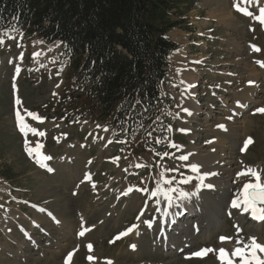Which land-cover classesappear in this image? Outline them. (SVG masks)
Returning <instances> with one entry per match:
<instances>
[{"label": "rangeland", "instance_id": "1", "mask_svg": "<svg viewBox=\"0 0 264 264\" xmlns=\"http://www.w3.org/2000/svg\"><path fill=\"white\" fill-rule=\"evenodd\" d=\"M237 4L246 11H239ZM263 6L264 0H186L176 4L172 18H177L178 24L168 36L178 47L168 56V73L161 85L164 118L151 126L153 135L133 136L127 142L102 127L99 134L95 133V123L77 121L80 116L70 103H75L79 87L59 41L45 42L21 31L4 35L0 44V264H63V257L70 252L68 264H107L108 260L118 264H224L218 251L201 257L191 254L204 248H224L229 257L237 247L236 238L243 244H249L250 237L264 243V221L258 231L246 214L240 215L241 207H232L234 199L243 200L244 184L255 182L251 175L238 176V172L255 169L264 182V112L257 111L264 108V26L256 19ZM179 69L197 77L199 82V109L197 120L191 122L194 129L190 134L188 129L187 133L180 131L184 129L181 115L185 104L181 98L185 92L181 89ZM13 78H17V94L12 92ZM242 97L246 102L240 100ZM17 98L20 104L16 103ZM250 98L255 100L250 102ZM17 110L25 123L36 129V134L22 132L14 123ZM28 112L41 119L28 116ZM235 119L244 124L242 134L229 143L225 140L229 145L224 147L236 156L237 164L232 166L236 168L230 170L228 185L213 182L212 193L209 191L213 200L220 203L221 198L225 199L220 214L215 216L217 219L203 216L208 212L204 202L198 206L199 210L203 208L200 214L195 212L189 220L188 209L183 210V220L179 219L180 224L168 233H172L174 245L181 246L170 249L169 254L170 250L160 245L159 226L155 224L156 200L166 199L163 195L152 197L151 191L158 185L174 188L177 191L171 193L173 200L186 208L188 199L202 198L200 181L187 166L191 164L189 148L212 151L218 143L224 144L217 133ZM88 130L97 138L84 136ZM248 138L252 143L242 151ZM138 144H144V149ZM38 145L46 149L44 156L51 158L43 161L46 167L27 151ZM162 153L170 155H159ZM187 154L188 161L178 159ZM86 157H93L92 168L102 181L95 192L87 182H81ZM121 169H132L133 173L127 176ZM100 171H107L110 177L106 180ZM173 177L171 184L163 182ZM185 178L187 183L179 182ZM125 184L148 191L133 190L129 198L121 199L117 194L124 191ZM180 191L188 195L178 198ZM127 205L131 207L125 210ZM141 206L147 207L144 214ZM209 208L213 212L214 207ZM145 220L152 221L153 231L158 228L159 243L145 226ZM216 223L220 229L214 230ZM132 225L137 228L128 232V237L115 239ZM207 227L212 234H203ZM79 228L90 230L79 236ZM141 228L146 229L140 231ZM220 236L233 239L221 244ZM131 241L137 243L138 249H130ZM88 244L92 245L91 250ZM88 256H95L96 260L89 261ZM233 260L240 264L239 258Z\"/></svg>", "mask_w": 264, "mask_h": 264}, {"label": "trees", "instance_id": "2", "mask_svg": "<svg viewBox=\"0 0 264 264\" xmlns=\"http://www.w3.org/2000/svg\"><path fill=\"white\" fill-rule=\"evenodd\" d=\"M180 2L0 0V33L60 41L79 87L70 103L76 113L127 139L143 137L161 117L160 84L177 47L167 36L178 24L170 9Z\"/></svg>", "mask_w": 264, "mask_h": 264}, {"label": "bare ground", "instance_id": "3", "mask_svg": "<svg viewBox=\"0 0 264 264\" xmlns=\"http://www.w3.org/2000/svg\"><path fill=\"white\" fill-rule=\"evenodd\" d=\"M256 1H258V0H256ZM17 58L19 59V57H17ZM178 75H179L180 83L182 84L184 92H185L184 99L181 98L182 103L185 104L183 109L188 110L187 112L184 111V114L181 115L183 118L182 124H183V128L185 130L188 129L189 130L188 133L190 134V132H192L194 129L191 122L195 119L197 120L196 114H197L198 109H199V106L197 103L198 101L196 100V94L198 92L199 82L197 81V77H194L193 75L191 76V74L189 72H186L183 69H179ZM16 80H17V78H13L12 83H11L12 92L15 94L18 93L17 91L19 88L18 84L15 83ZM217 96L221 97L218 93H217ZM245 99L246 98L242 97V99H240V100L245 101ZM253 100H255V99L250 98V102ZM247 108H249V107H247ZM241 126L243 127L244 124L241 125L237 119H235L234 121H231L230 123H225V125L219 129V133H217L218 135H220V138L218 140L223 141V143L226 140V143H229L230 141L233 140V138H237L239 135L242 134V132H241L242 130L240 131ZM193 135H195L194 132H193ZM192 138H195V136ZM253 144L251 145V147L253 146ZM225 145H226L225 143L220 144V145L218 143V145L212 151H207L206 149H202L201 147L197 148L198 151H195L192 148H189L190 150H192V154L190 153L191 157L189 156L190 157L189 161H191V164H197L198 166H200L199 173L194 172V174L196 175V177L200 181V186H201L200 192L203 195H202V198L198 197V198L188 199L187 202L190 201V203H189L187 208L182 206L180 203H178L177 201H174V200H173L171 206H169L167 200H164V199L160 200L161 203L158 205V208L160 210L157 211L158 218L155 220V224L159 226V234H160L161 241H162V243L160 244L161 246H164L168 250H170L172 248L173 249L179 248L181 246V245H179L176 247V245H174V241L172 240V238H173L171 236L172 233L171 234H168V233H169V230H171L173 226H175L176 224H180V223H178V220L180 219V214L183 213L182 212L183 210L188 209L187 210L188 218L194 216L193 213L195 214V212H196V214L199 215L200 210H202L203 208L202 209L200 208V210H199L198 206H200L201 203L204 202L205 203L204 206L207 207L208 212H207V214H205L203 216H208L207 218L211 219V218L215 217L217 214H220L219 209H220L221 205L224 203L225 199L221 198V202L219 203L216 199L213 200V198L210 196L212 193V190L215 186L213 184V182H216V184L218 183V185H228L229 177H230V170H231L232 166L237 164L236 156H234L233 152L227 150V148L224 147ZM228 145L229 144H227L226 146H228ZM248 150H249V148H248ZM233 168H236V167H233ZM205 173H212V174L211 175H204ZM72 174H74V173H72ZM201 176L204 177L202 181L200 179ZM238 179L240 180V178H238ZM208 185H211V187H208ZM209 191L211 193H209ZM122 192L120 195H122ZM211 205L214 207L213 212L209 208ZM129 207H131V205L130 206L127 205L124 209L128 210ZM165 208H167L169 215L164 214ZM239 213H240V215L242 214V212L240 210H239ZM246 213H248V212H244V214H246ZM239 218H238V220H239ZM262 223H263V221L256 222V230L260 231L259 226ZM153 226H154V224L152 223L151 227H149V228L152 230ZM212 227L214 228V230L220 229L218 223H216ZM26 233H28V232H26ZM207 233H209V235L212 234L211 232H209V227L204 229V232H203V234H206V235H207ZM13 234H17V232L14 231ZM203 234H202V237H206V235H203ZM137 239H138V237L135 238V240H137ZM168 253L170 254V253H172V251L170 250ZM137 254H138V252H137ZM259 255H260L261 259H264V254L260 253ZM75 257H76V255L73 258L75 259ZM226 257H227V254H226ZM112 264H118V263L113 262Z\"/></svg>", "mask_w": 264, "mask_h": 264}, {"label": "snow or ice", "instance_id": "4", "mask_svg": "<svg viewBox=\"0 0 264 264\" xmlns=\"http://www.w3.org/2000/svg\"><path fill=\"white\" fill-rule=\"evenodd\" d=\"M251 2V0H249V3ZM239 11L241 12H245L246 10L243 8H239V5H235ZM260 15L256 17V19L260 20L262 23H264V7H261L260 10ZM247 15H252L251 12H247ZM7 35V33H0V44H3V36ZM258 50V49H256ZM34 56H39L41 55V53H34ZM17 72L20 71L19 68L16 69ZM249 83H252L251 81ZM17 104H20V101L17 100L16 101ZM183 111L187 112V109H183ZM257 111L259 112H264V108H259L257 109ZM28 116L33 117L34 119L40 120L41 118L33 112H28L27 113ZM15 117L17 120V124L20 128V130L22 132H32L33 134H36V129L31 128L28 124L25 123L24 117L21 115L20 111L17 110L15 112ZM99 127V126H98ZM222 127V126H221ZM105 131H107V129H105ZM180 131H185L184 129H181ZM39 135H44L43 132H40ZM149 136H151V133H149ZM157 143H160V140L156 141ZM252 143L251 138H248L245 143H244V148H242L241 150L244 151L247 149V146L249 144ZM171 147H177L176 145H170ZM39 145L37 146V148H28L27 151L29 153V155H32L34 152L36 153V157H37V162L41 164L42 167H46V164L43 163V161L51 159L50 157L47 156H42L39 151H38ZM162 156H169V153H162L159 154ZM189 155H180L178 157V159L180 161H188L189 160ZM118 159V158H117ZM188 167L191 168V170L193 172H197L199 173L200 171V166H198L197 164H190L187 165ZM137 167H141V165H137ZM49 171H51V169H49ZM168 172H176L178 171V169H167ZM212 173H205L204 175H211ZM238 176L240 175H251L252 177L255 178V182H247L244 184L243 186V200H240L239 198L234 199L232 201V207L233 208H237L239 209L241 207V204L244 205V211L248 212L249 210H251V215L254 219L260 220V221H264V208L261 207H257V204H264V182H261V177L260 174L257 170L252 169V168H248L242 172H238L237 173ZM161 178H164V172L160 173ZM203 176L200 177L201 181L203 180ZM85 179H89V177L86 175ZM175 179V177H173L172 179H168V180H163L164 183L167 184H171L173 182V180ZM180 183H187L188 179L185 178L182 181H179ZM208 187H211V185H208ZM140 191H148L147 188H143V189H139ZM129 191H132V189H129ZM177 191L174 188H167V189H163L161 188L159 185L156 187V189L151 191V196L152 197H157L158 195H163L164 198L168 201L169 206H171L172 202H173V197L171 195L172 192ZM188 194L180 191L179 192V197H185ZM161 203V201L159 199L156 200V204L159 205ZM160 209L157 208V211H159ZM164 214L165 215H169V212L167 210V208L164 209ZM139 218V217H138ZM145 223H148L149 226H151V222L150 221H146ZM94 227V226H93ZM136 227V225H132L129 228H127L124 232H121L115 239H119L120 236L126 235L128 232H131L134 228ZM90 229H84L82 231H80L78 233L79 236H84L86 231H89ZM220 240L221 243H224L226 241H230L233 238L231 237H224V236H220L218 238ZM249 240L251 241L250 244H243V241L239 238H236V244L237 247L232 251V253L230 254L229 257H226V253L227 250L224 248H220L218 250L215 249H211V248H204V249H200L194 253H192V256L195 257H201L203 255H206L209 252H213V251H218L219 253V259L224 262V264H234V260L233 258H239L240 259V264H264V259H261L260 255H258V253H264V245L259 244L256 241L255 237H250ZM243 245V246H241ZM88 249L91 250L92 249V245L88 244L87 245ZM131 247H135V245H132ZM72 257V253H68L67 257H66V264H68V261L71 260ZM87 259L89 261H95L96 257L95 256H88ZM107 264H112V261L108 260Z\"/></svg>", "mask_w": 264, "mask_h": 264}]
</instances>
